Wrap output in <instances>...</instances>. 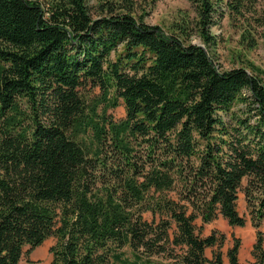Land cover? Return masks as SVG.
Listing matches in <instances>:
<instances>
[{"label": "trees", "instance_id": "16d2710c", "mask_svg": "<svg viewBox=\"0 0 264 264\" xmlns=\"http://www.w3.org/2000/svg\"><path fill=\"white\" fill-rule=\"evenodd\" d=\"M190 1L197 22L169 31L129 7L0 0V264L50 237L52 264H226V236L195 222L244 227L240 192L264 264V79L218 67V0ZM241 246L227 264H248Z\"/></svg>", "mask_w": 264, "mask_h": 264}, {"label": "rangeland", "instance_id": "374dc122", "mask_svg": "<svg viewBox=\"0 0 264 264\" xmlns=\"http://www.w3.org/2000/svg\"><path fill=\"white\" fill-rule=\"evenodd\" d=\"M48 4L50 0H39ZM87 5L94 18L109 15L111 9L128 10L131 8L133 14L152 25H159L166 30H172L176 25H181L186 21L193 27L198 20V14L190 0H86ZM244 8L238 14L228 8L227 2L218 0L217 7L220 10L214 17L215 23L211 32L215 37L213 44L207 48L222 70H230L237 67H245L250 73L259 74L264 79V0H242ZM224 12V15L220 13ZM221 15V16H220ZM193 43L206 47L197 33L191 37ZM121 49V48H120ZM255 67V68H252ZM246 92H248L246 90ZM87 95H99L100 90H85ZM247 109L243 103L235 105L234 110L237 115L245 114ZM110 112L115 119H122L126 116V109L121 100L120 105ZM238 207L244 214L248 222L244 227L232 226L223 217L219 216L211 223L204 224L201 218L196 220L199 233L208 236L212 233L224 234L226 236L224 246V259L228 263L227 252L233 245L235 238H240L242 242L239 257L241 262L252 264L255 262L253 248L256 241V231L250 222V217L246 205L245 195L239 194ZM145 218L152 220L150 212L145 213ZM57 242L56 237H50L44 244L37 247L51 254L50 248ZM27 250V247L25 248ZM35 250L32 252L34 253ZM207 255L212 256L213 249L207 250ZM30 255H25L22 264H31ZM43 264V263H38Z\"/></svg>", "mask_w": 264, "mask_h": 264}, {"label": "crops", "instance_id": "0c3cea01", "mask_svg": "<svg viewBox=\"0 0 264 264\" xmlns=\"http://www.w3.org/2000/svg\"><path fill=\"white\" fill-rule=\"evenodd\" d=\"M32 252L30 254V260H31L30 263L31 264H38V263L52 264L53 257H52V255H50V253L48 252L47 249H46V251H44L43 249L38 248L37 250H35L34 253H32Z\"/></svg>", "mask_w": 264, "mask_h": 264}]
</instances>
